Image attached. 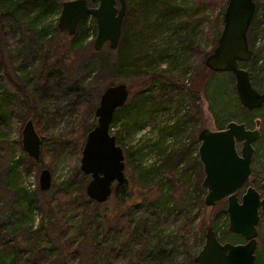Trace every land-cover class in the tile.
<instances>
[{"label": "rangeland", "instance_id": "374dc122", "mask_svg": "<svg viewBox=\"0 0 264 264\" xmlns=\"http://www.w3.org/2000/svg\"><path fill=\"white\" fill-rule=\"evenodd\" d=\"M176 1L182 7L191 6L195 2V0ZM255 1L256 21L247 32L252 55L247 61L241 62L240 66L248 71L253 87L264 91V0ZM205 3V13L213 21L218 16L220 5L210 3V0H204ZM196 6L199 7V4L197 3ZM34 10L35 7L33 4L30 5L29 0H0V83L4 82L1 76L5 71L15 77V69L23 61L29 63L27 69L35 80L37 75H42L45 62H56L60 57L64 58V63L61 61V65H53L54 70L47 72L44 80L36 85L40 93V101L33 104L36 109L33 106L30 108L36 113L40 128L43 129V133L39 134L42 144L48 146L54 143L58 147V149L53 147L57 158L54 159L51 169L46 165L45 160L36 163L25 154L21 147V129L28 118L25 106L21 104L17 113L12 114L9 126H5L3 122L0 124V160L11 159L13 150L15 158L29 167L22 173L21 180L25 191L33 198L31 206L35 215V224L43 221L46 227L44 238L50 241L51 246L49 259L47 258L48 260L42 264H196L192 259L204 243V234L208 226L217 231L221 241L241 242L242 239L227 235L225 232L224 216L221 213L225 208L224 201L210 207L204 203L203 205L195 203L193 210L188 214H177L178 208L181 207L173 201L164 204L165 191L160 190L162 183L167 187L171 185L174 187L176 184L172 181L174 177L170 170L158 174L161 180L151 188L149 184L156 176L146 174L140 179L132 169L130 171L125 169V182L120 185L121 187L114 183L107 201L95 203L87 197L91 201L89 203L91 206L70 209L69 204L65 215L58 219L67 227L63 232L59 230L62 224H55L56 219L53 223L50 222L45 201L51 200L63 185L78 180L80 154L78 156L71 141L78 136L77 132L81 128L79 122L83 120L88 124L93 121L96 123L95 108L99 94L107 86L109 78L116 80L115 83L122 82L127 85L129 96L126 103L134 93L138 92L141 80L124 78L114 69L100 70L96 63L98 57L91 52V49L94 50L95 32L90 29L87 38L80 43V46L85 48L84 53L78 55L77 49L71 47L74 35H68L57 28L60 9L48 13L40 12L36 18ZM134 13L137 16V8ZM90 17L87 26L93 25L95 28L94 18L91 17L92 22ZM210 20L205 19L202 23L198 44L196 43L188 53V61L193 62V67L186 72L182 82L186 88L184 90L190 88L189 94L194 95V100L190 95L183 97L182 102L180 100L179 103L180 108L176 110L178 103L175 96V108L157 112L146 126L131 132L126 130V115L119 114L115 120L113 119L112 132L118 131L121 146L143 147L146 143L151 144L158 138L159 129L172 124L181 116L185 124L179 132L168 138L169 146L186 145L202 128L218 129L223 127L226 121L231 120L246 122L247 127L252 128L255 127V119L259 118V129L264 133V104L258 109L243 110L237 98L233 75L229 72L210 73L204 65L207 56L204 55L211 51L213 45ZM128 23L131 29L133 26L131 15ZM170 33V31L164 32L156 38L154 36L152 43L162 46L163 40L166 38L169 40ZM174 39L179 38L175 36ZM42 45L50 46V49L43 51ZM103 50L105 52L103 57L113 62L116 49L111 50L105 43ZM46 56L49 59L45 58ZM163 68L164 65L161 69ZM58 69L62 70L64 75L58 74L56 72ZM65 69L70 73L71 82L62 79L65 76ZM81 78L84 80L90 78L88 89L91 91L88 93L75 90ZM217 84H222V89L219 90ZM158 85L160 82L149 80L151 86L149 89H156ZM7 88L12 87L7 85ZM122 121L125 122L123 127ZM65 141L66 145H63ZM254 148L251 181L252 185L261 191L258 186L264 180V141H257ZM150 162H154L156 166L162 164L161 157L155 154H150L144 164ZM43 168H47L52 177L51 186L47 191L39 189V173ZM196 170L198 172L196 180L201 182L203 177L201 164L200 169L196 168ZM78 195L80 194L71 193L66 199H76ZM12 196L13 194L7 191L3 177L0 176V239L5 241L14 240L13 229L19 217ZM158 199L162 204L157 207L153 202ZM85 219L87 222L93 221L91 222L93 233L84 234ZM215 219L216 226L213 225ZM257 228V250L260 253L255 264H263V218ZM125 232H132V236L119 245L116 242ZM16 237L21 239L19 242L21 243L25 235L19 231ZM20 249H22V264H37L36 255L26 253L27 246H21Z\"/></svg>", "mask_w": 264, "mask_h": 264}, {"label": "trees", "instance_id": "16d2710c", "mask_svg": "<svg viewBox=\"0 0 264 264\" xmlns=\"http://www.w3.org/2000/svg\"><path fill=\"white\" fill-rule=\"evenodd\" d=\"M62 1L64 0H29V3L30 5L33 4L35 7L33 12H35L36 18L40 12L48 13L49 11H57V9H60ZM254 2L256 7V1L254 0ZM197 3L199 4V7L196 6ZM210 3L220 5L218 16L213 21L210 20L205 13L206 3L204 4V0H195L191 6L188 5L186 7L180 6L176 0H126V12L122 23V34L116 48V56L113 62H110L109 59L103 57L105 53L103 47L98 51L91 49V52L98 57L96 63L100 70H104V68L110 70L114 69L116 73L124 78L130 77L141 80V87L138 89V92L136 94L134 93L128 103L117 109L113 117L115 120L119 114L124 113L126 115L125 122H127V131L131 132L132 130L136 131L143 128L148 124L149 120L161 110L175 108V96H177L176 101L178 107H176V110H178L181 106V104H179L180 100L182 102L183 97H188V95H190V88H187V91L184 90L186 88H184V84L182 83L186 72L193 67V62L188 61V53L192 51L193 46L196 43L198 44V34L202 31V23L205 19L211 21L212 26L210 27V30L213 37L211 50L213 49L222 27V13L227 0H210ZM136 8L137 16H135L134 13ZM130 15L133 19V26L131 29H129L130 23H128ZM88 17L90 16L85 17L80 22L74 34V38L72 39L71 47L77 49L76 51L78 52V55L84 53L83 50H85V48L81 47L80 43L87 38L89 29L95 32L93 25L87 26ZM35 20L38 21L39 19ZM255 21L256 15L254 12L250 26H252ZM169 31L171 32L168 35L169 40L167 38L163 40L162 46L152 43L154 36L156 38L164 32ZM175 36H178L179 39H174ZM41 49L44 51V49H50V46L42 45ZM207 54L205 53L204 57ZM45 58L49 59L48 56ZM61 61L63 63L65 62L63 57L57 59L56 62H45L42 75H37L35 80L31 77L30 70L27 69L29 65L28 62H21V64L15 69L14 75L17 79L7 71L4 72L1 76V78L4 79V82L0 83V124L3 122L5 126H9L12 114L17 113L18 106L23 104L26 109L27 118L33 120L38 134L43 133V129L40 128V123L37 120L36 113L31 111L30 108L34 103L40 101V93L38 92L36 85L44 80L47 72L54 70V66L61 65ZM163 65L164 68L161 69ZM56 72L60 75H64L60 69ZM209 72L212 73L213 71L209 70ZM62 79L64 81L68 79L69 82H71L68 70L65 69V76H63ZM82 79L84 80V78H81V81H78L79 85L77 84L75 86V90H81L80 92L88 93L91 91L88 89L90 78H86L84 81ZM149 80L150 82L154 81L155 83L160 82V85H158L156 89H149L152 86H149ZM115 82L116 80L109 78L107 85L115 84ZM7 85H11L12 88L8 89ZM217 88H219V90L222 89V84H219ZM28 92H30V94H28ZM190 96L194 100V95ZM242 109L245 110L246 108L244 109V107H242ZM182 117L183 116L174 120L172 124L159 129V134L157 135L158 138L151 144L146 143L143 147L121 146L122 142L118 131L115 133L114 131L112 132L114 120H112L110 131L115 134L117 144L123 149L126 171L132 169L138 174L140 179L146 174L156 176V178L154 177L153 181L149 184L151 188L156 186L161 180L158 178V174L164 173L167 170L171 171L174 177L172 181L173 183H176V186L174 185V187H172L171 185L170 187H167L165 186V183H162L161 188L159 187L161 191H165V197L163 199L164 204L173 201L178 204V207H181L178 208L177 214H188L193 210L192 208L195 206V203L203 205V194H205V191L200 186L201 182L196 180L198 178L196 168H198V170L200 169V162L198 161V156L196 154L199 144L197 135L195 134L186 145H167L168 138L179 132L185 124L184 119H181ZM18 122H20L19 118ZM125 122H121L122 127ZM94 124V121L89 124L84 123L83 120L79 122L81 128L77 132L78 136L74 137L71 141V145L76 149L78 156L81 152L85 135ZM258 141H264V133H262V131L261 137ZM63 145H66V141ZM54 146L58 149L54 143L44 146L41 142L40 159L35 162L39 163L45 160L46 165L53 169L54 159L57 158V155L54 152ZM144 150H146V152H144ZM150 154L159 155L161 157V166H156L154 162L144 164ZM28 168V166L24 165V162L15 158L13 150L11 159L6 161L3 159L0 160V176L3 177L7 191L13 194L11 199L13 205L19 212V217L17 222H15V227L13 229L14 240L5 241L0 239V264H22L21 246L28 247V249L25 250L27 254L36 255L37 264H42L49 259L51 246L50 241L44 238V233L46 231L45 224L43 221L37 225L35 224V215L33 207L31 206L33 198L31 197V194L25 191L21 180L22 173ZM87 178V176H84L78 171V180L76 182L63 185V188H59L51 200L45 201L46 211L51 219L50 222L53 223L56 219L55 224H62L59 226L60 232H63L67 227H65L61 221H58V219L65 215L69 204L71 205L70 209L74 207H86L87 205L91 206L89 203L92 200L89 201L85 194ZM119 187L121 186L119 185ZM71 193H79L80 195H78L76 199H66ZM191 194L193 197H191ZM153 204L158 207L162 204V201L158 199L154 201ZM221 213L222 216H224V229H226L225 232L227 235H233L232 237L242 239L239 234L227 231V215L225 208ZM91 222L93 221L89 220L87 222L85 219V223L83 224L85 235L88 232L93 233ZM215 223L216 219L213 223L214 226H216ZM19 231H22L25 235L22 240L23 242L21 243H19L21 239H17L16 237V233ZM131 236L132 232H125L123 236H119V241L117 240L116 243L121 245ZM18 253H20V256H18ZM255 253L257 260L259 259L260 251L256 249Z\"/></svg>", "mask_w": 264, "mask_h": 264}, {"label": "water", "instance_id": "95a60500", "mask_svg": "<svg viewBox=\"0 0 264 264\" xmlns=\"http://www.w3.org/2000/svg\"><path fill=\"white\" fill-rule=\"evenodd\" d=\"M126 0H64L61 2L57 27L74 35L80 22L87 16L95 21L94 50L105 43L111 50L118 46ZM255 12L254 0H227L222 13V27L217 42L204 59L205 67L213 72L233 75L239 102L247 110L264 104V91L251 84L249 73L240 63L250 59L247 32ZM129 89L125 83L107 85L99 94L95 108L96 123L90 128L80 152L79 169L88 177L86 196L95 203L110 197L114 183L125 182V161L122 147L117 144L110 126L117 109L125 105ZM260 119L255 127L243 122L228 121L222 128H202L198 135L197 156L202 166L201 188L203 202L213 206L225 201L227 231L239 234L241 242L221 241L213 227L208 226L204 243L194 255L196 264H255L258 224L264 219V181L261 191L250 181L254 143L261 137ZM41 137L32 119H26L21 129V147L26 155L39 161ZM47 168L39 173V189L51 186ZM264 264V258H263Z\"/></svg>", "mask_w": 264, "mask_h": 264}, {"label": "flooded vegetation", "instance_id": "af4514ba", "mask_svg": "<svg viewBox=\"0 0 264 264\" xmlns=\"http://www.w3.org/2000/svg\"><path fill=\"white\" fill-rule=\"evenodd\" d=\"M260 139V138H259ZM258 139V140H259ZM257 140V141H258ZM254 150H255V148H254ZM251 175H252V164H251ZM251 175H250V181H249V183H247L245 186H247V185H252V181H251ZM264 181V180H263ZM263 181H261L260 182V184H259V186H258V188H260L261 189V183L263 182ZM200 186H201V184H200ZM253 186V185H252ZM255 187V186H254ZM256 188V187H255ZM257 189V188H256ZM258 190V189H257ZM225 202V201H224ZM226 212V211H225ZM227 215V214H226Z\"/></svg>", "mask_w": 264, "mask_h": 264}]
</instances>
